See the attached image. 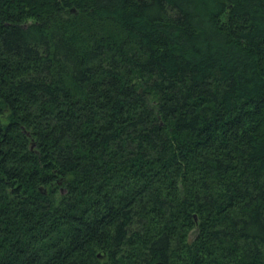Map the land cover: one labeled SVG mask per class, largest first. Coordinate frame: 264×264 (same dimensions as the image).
Returning <instances> with one entry per match:
<instances>
[{
    "label": "trees",
    "instance_id": "1",
    "mask_svg": "<svg viewBox=\"0 0 264 264\" xmlns=\"http://www.w3.org/2000/svg\"><path fill=\"white\" fill-rule=\"evenodd\" d=\"M264 264V0H0V264Z\"/></svg>",
    "mask_w": 264,
    "mask_h": 264
},
{
    "label": "water",
    "instance_id": "2",
    "mask_svg": "<svg viewBox=\"0 0 264 264\" xmlns=\"http://www.w3.org/2000/svg\"><path fill=\"white\" fill-rule=\"evenodd\" d=\"M156 264H164V263L160 261L159 263H156Z\"/></svg>",
    "mask_w": 264,
    "mask_h": 264
}]
</instances>
